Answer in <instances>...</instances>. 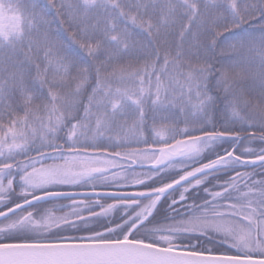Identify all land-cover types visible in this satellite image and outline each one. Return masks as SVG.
Listing matches in <instances>:
<instances>
[{
  "label": "snow or ice",
  "instance_id": "1",
  "mask_svg": "<svg viewBox=\"0 0 264 264\" xmlns=\"http://www.w3.org/2000/svg\"><path fill=\"white\" fill-rule=\"evenodd\" d=\"M0 264H264V0H0Z\"/></svg>",
  "mask_w": 264,
  "mask_h": 264
},
{
  "label": "trees",
  "instance_id": "2",
  "mask_svg": "<svg viewBox=\"0 0 264 264\" xmlns=\"http://www.w3.org/2000/svg\"><path fill=\"white\" fill-rule=\"evenodd\" d=\"M56 25H53V28H55ZM234 40V38H230V37H225L224 40L222 41V47L226 46L227 43H230ZM219 51V50H218ZM254 147H258V145H253Z\"/></svg>",
  "mask_w": 264,
  "mask_h": 264
},
{
  "label": "rangeland",
  "instance_id": "3",
  "mask_svg": "<svg viewBox=\"0 0 264 264\" xmlns=\"http://www.w3.org/2000/svg\"><path fill=\"white\" fill-rule=\"evenodd\" d=\"M63 203H66V201H64Z\"/></svg>",
  "mask_w": 264,
  "mask_h": 264
}]
</instances>
